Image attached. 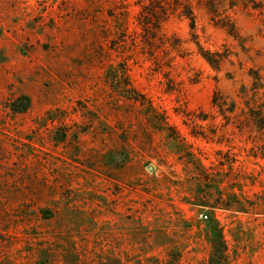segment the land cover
Returning <instances> with one entry per match:
<instances>
[{"label": "rangeland", "instance_id": "rangeland-1", "mask_svg": "<svg viewBox=\"0 0 264 264\" xmlns=\"http://www.w3.org/2000/svg\"><path fill=\"white\" fill-rule=\"evenodd\" d=\"M255 1L148 40L137 0H0V264H264Z\"/></svg>", "mask_w": 264, "mask_h": 264}, {"label": "trees", "instance_id": "trees-1", "mask_svg": "<svg viewBox=\"0 0 264 264\" xmlns=\"http://www.w3.org/2000/svg\"><path fill=\"white\" fill-rule=\"evenodd\" d=\"M191 0H137V4L140 7V11L136 18L140 29L148 36V40L154 39L159 31L160 23L163 22L170 15H177L188 21L189 28L191 31L195 29V14L193 12ZM226 0H197V5L202 6L206 11L209 20L216 26L224 29L227 34L233 38L237 37L236 29L231 18L227 14V10L233 9L238 2L235 0H227L228 4H224ZM241 6L244 8L250 7L251 9H259V4L255 0H241ZM194 36V35H193ZM194 38V37H193ZM143 44H148L146 39L143 38ZM200 56L213 68H218L221 60L223 59L216 52H209L204 50L197 42H194ZM253 75L254 82L251 90L253 95H256V91L261 89L260 76L256 72H251ZM138 96V94H136ZM143 99L142 96H138ZM134 99V98H133ZM212 104L216 106L223 119L228 120L225 113H233L235 108L234 104L231 103L228 108H224L225 101L220 100L217 93L213 95ZM30 106V100L27 96L22 95L16 100V104H13L14 113L23 114ZM212 205L224 206V204L208 205L207 202H203L201 206L207 208H215Z\"/></svg>", "mask_w": 264, "mask_h": 264}, {"label": "built area", "instance_id": "built-area-1", "mask_svg": "<svg viewBox=\"0 0 264 264\" xmlns=\"http://www.w3.org/2000/svg\"><path fill=\"white\" fill-rule=\"evenodd\" d=\"M201 218H204V219H206V218H207V216H206V215H201Z\"/></svg>", "mask_w": 264, "mask_h": 264}]
</instances>
